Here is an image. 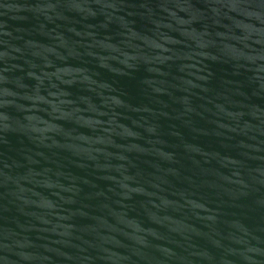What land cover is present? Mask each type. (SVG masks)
Returning <instances> with one entry per match:
<instances>
[{
  "label": "water",
  "instance_id": "water-1",
  "mask_svg": "<svg viewBox=\"0 0 264 264\" xmlns=\"http://www.w3.org/2000/svg\"><path fill=\"white\" fill-rule=\"evenodd\" d=\"M0 264H264V0H0Z\"/></svg>",
  "mask_w": 264,
  "mask_h": 264
}]
</instances>
